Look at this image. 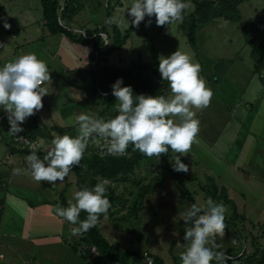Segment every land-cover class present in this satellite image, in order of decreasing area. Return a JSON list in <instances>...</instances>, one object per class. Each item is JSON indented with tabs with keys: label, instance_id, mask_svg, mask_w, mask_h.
Returning <instances> with one entry per match:
<instances>
[{
	"label": "rangeland",
	"instance_id": "obj_1",
	"mask_svg": "<svg viewBox=\"0 0 264 264\" xmlns=\"http://www.w3.org/2000/svg\"><path fill=\"white\" fill-rule=\"evenodd\" d=\"M80 1L83 5L87 4V7L79 13V16L82 15L83 21L77 24V28L74 27L75 31L89 30L84 22L85 17H89L93 29L105 24L107 4L113 6V13L117 18L116 23L119 24L122 32L131 25L127 8L131 6L132 0H94L92 3L90 0ZM22 3L21 8L32 7L41 15L39 0H23ZM119 6L123 9L117 12ZM90 7L91 10L87 13L86 10ZM14 8L16 9V7ZM94 11L95 13H93ZM192 11L193 5H189L186 15ZM239 12L241 21L238 23L218 19L198 27L196 52L179 30L180 22L171 23L168 26H157L153 16L152 22L146 26L145 21L148 20V17H145V21L134 28L126 45L108 58L110 65L128 67L137 60L148 63L156 55L158 61L160 55L166 57L179 50L188 53L193 62L200 65V75L203 76L206 86L211 89L212 97L206 108L193 110L196 113V118L200 121V131L196 141L199 142L200 147L204 146L207 154L204 155L198 149H195V153L193 151L192 154L191 147L190 151L181 157V161L188 165L189 170L178 173L183 175L187 190L200 206H203L209 199L213 200L208 191L207 175L214 177L223 174L225 176L215 184L218 189L225 188L227 192L229 189L228 199L234 204L235 210L231 205L221 200H213L222 202L227 207L228 212L225 214V219L230 221L225 225L224 237L217 239L221 248L216 250H224L227 255H232L231 264H243L239 259H242L244 254L252 253L255 245H258L261 252L264 251V131L259 140V145H262L263 148L262 152L259 155L251 153L254 150L252 145L259 133L252 134L251 126L264 130V125L261 127L264 123V92L262 94L260 82L255 78L257 75L254 74L250 62V48L245 45V36L242 32V28L246 26L249 37L256 39V43H258L259 34L264 29V0H246L239 6ZM121 13L124 18L123 22ZM253 23L257 25V28L251 31L252 27L249 25ZM252 75L255 76L251 80ZM87 84L90 90V84ZM255 89L257 92L254 91ZM64 93L65 89L60 91L56 103L62 104L66 101L63 98ZM90 99L91 105L88 100L86 103L82 100V105L86 106L83 107L82 112L84 110L85 113L90 112L89 106H92L91 111L94 113V103L97 106L95 109L99 112L101 109L99 101L92 95ZM246 101L252 104L246 105ZM237 105H240L238 109H236ZM112 117L114 116L110 115L104 119ZM65 120L64 123L59 121L57 126H62V123L66 124L65 126L73 124V122L70 123L72 118L67 117ZM105 143L104 140H100L95 144V147L104 152ZM90 144H92L91 140ZM215 147H217L215 152L219 157L210 155ZM175 155L176 153L170 149V165ZM177 155L179 154L177 153ZM217 158L222 160H216ZM234 164L239 170L234 167ZM160 170L158 159L145 161L134 175L110 184L117 193H122L125 198L132 199L139 191L140 185L155 179L156 173ZM250 176H260L261 180L256 181ZM159 181L161 183L158 188L142 200L135 219L129 216V208L126 205L122 208L121 213L113 218L107 211L99 229L105 238L111 240L112 243L115 242L123 249L149 252L151 256L158 259V262L153 264H181L180 253L187 247V242L183 239L184 230L190 226L183 221V213L192 203L185 197L170 174L163 173ZM76 190L78 191L77 187ZM40 192L45 194L44 190H40ZM74 192L75 188L67 191V200L72 199ZM50 195L53 197V193ZM43 200L45 199L36 205H42ZM24 206L27 208L25 204ZM7 213L5 210L4 215L0 217L2 232L9 230L16 232L17 235L26 233L27 215H19L18 218L13 214L11 219H8ZM122 216L125 217V220H115ZM33 217L35 216L31 214L30 219ZM232 219L235 220V226L232 224L234 221ZM7 222L11 226L10 228H5ZM60 222L55 220L53 223L50 219L42 218L40 214L36 215L34 221H31L32 232L29 242L34 248H32L30 256L32 258L36 256L35 264H61L64 259H67V264H88L80 256L73 257L74 252L71 251L69 244H74V242L71 243L73 239L71 240L70 235L66 232L68 231L67 222L64 220L63 227ZM59 232L66 233L64 240L58 237ZM77 255H80V250ZM102 264L117 263L104 261Z\"/></svg>",
	"mask_w": 264,
	"mask_h": 264
},
{
	"label": "clouds",
	"instance_id": "obj_2",
	"mask_svg": "<svg viewBox=\"0 0 264 264\" xmlns=\"http://www.w3.org/2000/svg\"><path fill=\"white\" fill-rule=\"evenodd\" d=\"M189 3L190 0H132L127 15L133 27L139 26L145 17H148L147 26L153 16L157 26H167L182 22ZM111 22L112 18L106 20V23ZM3 27L7 29L10 25L4 22ZM158 61L161 81L168 82L167 96L134 94L132 87L121 86L123 81L118 78L110 86L111 94L119 101L117 115L110 119L92 112L76 115L72 122L78 128L77 135L54 136L43 159L33 150L24 158L26 167L13 168V174H30L35 182H63L74 166H82L90 140L93 144L104 140L108 155H127L130 145L133 151L146 157L159 158L171 149L176 153L171 163L173 171L187 172L188 165L181 157L190 151L200 131V121L193 109L206 108L212 92L200 75V65L194 63L188 53L176 50L166 57L160 55ZM50 85L49 68L34 53L20 55L0 65V110L6 114L8 133L17 136L24 130L22 125L26 119L42 109V98L49 93ZM96 180L91 188L75 191L67 207L49 205L54 216L78 225L71 228L72 235L94 227L99 217L111 208L106 195L110 181L101 177ZM82 210L87 215L80 220ZM226 212L228 209L222 202L211 199L203 206L193 203L184 211L183 221L190 226L184 230L187 247L180 253L181 264H212L213 261L228 264L231 257L226 251L216 250L221 248L217 239L225 235Z\"/></svg>",
	"mask_w": 264,
	"mask_h": 264
},
{
	"label": "trees",
	"instance_id": "obj_3",
	"mask_svg": "<svg viewBox=\"0 0 264 264\" xmlns=\"http://www.w3.org/2000/svg\"><path fill=\"white\" fill-rule=\"evenodd\" d=\"M246 0H190L189 5H193V11L186 15L187 9L183 12V20L179 23L178 28L186 38L187 43L196 52V31L198 27L207 25L210 22L222 19L227 22L238 23L241 21L239 6ZM41 15L44 27L51 35L61 34L70 42L80 45H89L91 52L88 56V74L90 76V94L95 97L101 109L97 113L98 117L104 118L110 115H117V107L119 101L111 94V85L121 78L123 83L121 86L132 87L134 94L146 95H164L169 94L168 82L161 81L160 74L157 70L158 61L156 55L151 62L143 63L140 60L133 62L128 67H119L108 64L109 56L115 51H120L130 38V35L135 27L132 24L125 30L121 31L117 25L106 23L100 27L84 32H75L71 28L74 18L84 9V5L80 0H40ZM113 6L107 4L106 20L112 18ZM175 23V22H173ZM168 26V25H167ZM251 31L256 30V24L249 25ZM245 36V45L250 48L249 56L252 63L254 74L264 88V29L259 34L258 43L256 39L249 37V31L246 26L242 28ZM103 33L108 39V44L105 45L101 36ZM155 52V51H154ZM74 127L53 128V131L58 134L71 132ZM33 137V136H31ZM15 151V149H12ZM17 151V150H16ZM18 153L27 155L30 151L18 150ZM127 155H108L102 154L95 144H89L85 150V154L81 161V167L74 166L73 171L76 180V187L80 190L82 187L91 188L96 182L97 177L107 178L110 183L128 178L134 175L135 171L140 168L143 162L153 161L158 159L161 170L156 173L155 179L146 184H141L139 191L134 198L127 199L122 193H117L114 187L109 184L107 186L106 195L111 203V208L108 210L111 218L118 216L121 210L126 205L128 206V214L134 219L139 211V206L142 200L149 194L153 193L161 183L163 173H168L174 178L180 187L185 197L193 204L196 203L186 188L183 175L173 171L170 160V149L166 154H161L158 157H146L139 151H133L130 145L127 150ZM45 153L37 152V155L43 159ZM157 180V182H156ZM209 183V193L213 200H221L232 206L234 204L228 199L225 188L218 189L212 177L206 178ZM68 184L60 191L58 198L54 201L43 200L42 205L55 206L59 204L61 207H67L66 192ZM32 207L36 204L29 203ZM86 212L83 210L79 215V219L86 218ZM105 214H102L97 224L86 232L79 235L77 243L71 244L72 251L78 254L80 250V258L88 264H102L104 261L114 262L117 264H144V252L126 250L118 244L111 243L101 233L99 229L100 221ZM115 220H125V217H118ZM234 220V219H232ZM224 223L229 224L230 221L224 219ZM235 226V220L232 221ZM94 247L98 256L93 257L91 248ZM149 254V253H148ZM261 254V255H260ZM239 253L237 254V256ZM259 255V256H258ZM152 263L158 262L153 256L149 255ZM233 257L232 255H228ZM237 258V257H236ZM232 258L228 261L231 264ZM243 264H264V251H260L258 245L250 254H244L242 259H239ZM212 264H215L213 261Z\"/></svg>",
	"mask_w": 264,
	"mask_h": 264
},
{
	"label": "crops",
	"instance_id": "obj_4",
	"mask_svg": "<svg viewBox=\"0 0 264 264\" xmlns=\"http://www.w3.org/2000/svg\"><path fill=\"white\" fill-rule=\"evenodd\" d=\"M0 1V45H3V47H0V65L10 62L20 55L34 53L38 59L45 61L50 71L51 85L48 88L49 93L42 98L43 107L40 111L36 112L35 115H32L26 119L22 125L24 130L21 133L43 139L47 143H49L54 136L63 135L53 131V128L55 127L62 129L74 127L71 132L64 134H73L72 136L77 135L78 128L74 123L67 126H65L66 124L63 123L66 121L65 118L67 117L72 118V120H70V123H72V121H74V117L82 113L83 107L85 106L82 105V100H84L85 103L88 100L90 105L92 104L90 99L91 94L87 84H90V76L88 74V56L91 52V47L89 45L72 43L61 34H49L44 27L42 15L36 12L32 7L26 8L24 6L25 9L21 8L23 0ZM93 1L94 0H90V3ZM121 6L118 7L117 12L123 9ZM14 7H16V9ZM86 7L87 4L84 5L83 10H85ZM90 10L91 7L87 9L86 12L88 13ZM33 12H35V14H33ZM93 13H95V11ZM122 13L121 20L123 22L124 18ZM116 19L117 18L112 12V21L119 28V24L116 23ZM80 21H83L82 15L79 16L78 14L74 18L73 23L70 25L72 30L77 28V24L80 23ZM90 21L91 20H89V17H85L84 22L86 23V28L89 30L93 29L91 28L92 25L90 24ZM4 22H7L10 27L7 29L4 28ZM254 76L255 75H252L251 80L254 79ZM255 78L258 79L257 76H255ZM259 85L263 94L264 88L261 86V84ZM63 89H65V93L69 94L66 95L64 93L63 98H65L66 101L62 102V104H58L56 103L58 100L57 96H60V91ZM254 91L257 92L256 89ZM82 92L84 93L83 96ZM246 102V105L251 103L248 101ZM239 106L240 105H237L236 109H238ZM93 107L95 110L94 113L97 115L98 111L95 109L97 108L96 103H94ZM91 108L92 106H89L90 112H92ZM5 115L6 114L0 110V217L4 215L6 210L9 216L8 219H11L13 214H15L18 218L19 215L26 214L28 222L26 224L27 232L22 235H17L16 232H11L9 230H4L5 232H2L0 229V255L3 257V259L0 260V264H35L36 256H34V258L30 256V252H32V248H34V246L29 242L31 241L30 233L32 232V227H30L31 221H34L36 215L40 214L42 218H46V220L50 219V221L53 223L55 220H57V222L61 221L60 223L63 227L64 220L63 218L54 216L53 209L50 208L49 205H35L32 207L29 205V203L39 204L42 199L47 201L56 200L60 191L66 186V184L69 185L67 191L73 188H75V191H77L75 184L76 182L74 179L75 177L73 174L69 173L63 182L49 184L45 181L35 182L31 178L30 174L27 173L13 174V168L26 167L24 160L26 155L19 154L18 151H13L10 147L9 141L13 135L8 133L9 125ZM59 121L63 122L62 126H57ZM263 125L264 123L261 125V127H263ZM263 131L264 130H262V128L258 129L254 128V126H251L252 134L259 132L257 138L255 139V143L252 145V142H250L252 147L254 146V150L251 152L253 155H259V153L263 150L262 145H259V140L261 139L260 137ZM198 143L199 142L196 141L192 144V154L193 151L195 153V149H198L202 151L204 155H206L207 153L204 150V146L200 147ZM210 148L212 150V145ZM216 148L217 147H215L210 155L219 157V155L215 152V150H217ZM216 160L222 159L217 158ZM234 167L239 170L236 165ZM210 170H208L209 173L212 171ZM207 176L212 177L215 183H218L219 179L221 180V178H225L223 174H218V176L214 177L212 175ZM250 177L256 181L261 180V178H259L260 176ZM40 190H44L45 194L40 192ZM50 193H53V197L50 195ZM24 204L27 206V208L24 206ZM31 214H33L35 217L30 219ZM104 218L105 217H103V219ZM67 225L68 231L66 232L70 235V239H73L71 243H77L79 240V235H72L71 228L78 225H71L68 222ZM10 227L11 226H9V223L7 222L5 224V228ZM65 235L66 233H58V237H60L62 240H64ZM109 241L112 243L111 240ZM70 245L71 244H69V247ZM36 250L37 247L35 245V251ZM78 256L79 255L76 253H73V257L76 258ZM66 260L67 259L62 260L61 264H67Z\"/></svg>",
	"mask_w": 264,
	"mask_h": 264
},
{
	"label": "built area",
	"instance_id": "obj_5",
	"mask_svg": "<svg viewBox=\"0 0 264 264\" xmlns=\"http://www.w3.org/2000/svg\"><path fill=\"white\" fill-rule=\"evenodd\" d=\"M75 31V30H73ZM78 32V31H75ZM80 32V31H79ZM105 45H107L108 39L105 35L102 36ZM10 147L15 150H26V151H36V152H44L46 153V150L50 144L45 142L43 139L37 138V137H31L27 134L18 133L17 136L13 135L10 138L9 141ZM34 145L35 147H32ZM102 154H105V151H100ZM91 252L93 254V257H97L98 254L94 247L91 248ZM143 257L145 258L144 264H153L152 259L149 256L147 252L143 253ZM3 259L2 255H0V260Z\"/></svg>",
	"mask_w": 264,
	"mask_h": 264
}]
</instances>
